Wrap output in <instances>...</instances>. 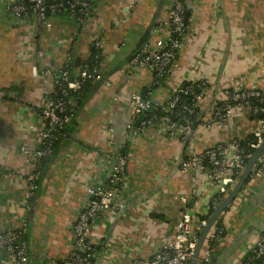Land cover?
I'll list each match as a JSON object with an SVG mask.
<instances>
[{
  "label": "crops",
  "instance_id": "1",
  "mask_svg": "<svg viewBox=\"0 0 264 264\" xmlns=\"http://www.w3.org/2000/svg\"><path fill=\"white\" fill-rule=\"evenodd\" d=\"M94 4L95 15L83 26L57 17L48 28L34 30L32 21L15 20L0 3V228L27 223L26 264H52L65 258L77 210L89 197V188L103 187L100 178L116 155L109 154L116 150L127 158L121 191L124 206L96 222L97 254L85 264H138L150 258L170 240L183 212L200 217L209 213L204 195L212 192L211 184L204 173H196L197 196L188 199L191 176L179 171L180 161L233 138L244 140L255 127L254 120L242 115L234 116L223 130L207 132L201 122L213 99H223L236 82L264 91V0H186L182 47L158 80L143 71L129 78L122 68L152 21L162 20V9L170 0H96ZM166 34L163 29L151 38ZM95 39L103 44L101 69L112 85L96 84L58 142L30 201L20 179L27 167L19 150L36 148L41 124L37 106L43 93L54 89L53 79L41 75L42 70L67 55L73 62L83 60ZM200 77L217 92L211 90L204 98L191 135L176 141L150 134L129 136L125 103L131 92L145 90V97L162 101L175 86ZM92 153L100 159L91 162ZM252 189L246 201H234L227 208L226 239L210 264H247L249 248L264 229V176ZM0 264H9V259L0 254ZM249 264H264V258Z\"/></svg>",
  "mask_w": 264,
  "mask_h": 264
},
{
  "label": "built area",
  "instance_id": "2",
  "mask_svg": "<svg viewBox=\"0 0 264 264\" xmlns=\"http://www.w3.org/2000/svg\"><path fill=\"white\" fill-rule=\"evenodd\" d=\"M95 2L96 0H0L5 10L15 20L32 21L34 30L48 28L50 21L61 15L65 7L70 19L77 26H83L95 15ZM185 2L186 0H170L169 6L163 7L164 16L162 20H157L158 23L152 32L154 34L166 29L167 34L164 37H152L131 56L123 66V72L132 77L134 72L143 71L151 74L155 80L161 79L166 74L178 50L182 47L181 41L187 32L184 21ZM92 48L98 50L103 57V44L100 40L95 39ZM40 55L43 56V53ZM86 57L80 60L78 68L74 66L75 70L72 73L69 65L71 63L74 65V62L67 55L59 63L43 69L41 75L53 79V87H58L61 95L66 94V90L62 88L63 83L72 91L77 90L83 82L88 80L100 82L102 87L109 88L112 85L110 77H104L102 69L95 67L90 69L84 62ZM32 70L34 72L35 67ZM73 73L76 75L74 80L70 79ZM34 74L37 75L36 72ZM211 90L217 92L208 80L200 77L175 86L162 101L155 102L139 93L131 92L125 103L130 115L126 128L131 138L150 134L163 136L169 141H176L178 137L183 139L191 134L194 126L191 121L182 122L180 119L189 111V107L181 102V97H191L193 107L199 109ZM53 91L43 93L41 103L37 106L36 112L41 119V124L36 134V148L22 147L19 150L23 163L27 167L20 174V179L24 183L30 201L35 197L41 180L40 162L52 155L51 145L71 121L72 115L67 110V105L53 98ZM155 107H160L163 114H157ZM209 109L207 118L201 122L202 128L207 132L225 129L236 115L254 118L255 127L250 133L251 140L244 148L246 151L240 146V142L245 139L233 138L204 148L202 151L189 153L180 161L179 171L191 176L192 186L187 195L188 199L197 196L194 188L196 173H204L211 184L212 192L204 195V198L208 200L209 213L200 217L190 215L187 211L183 212L175 224L170 240L164 241L155 254L148 259L140 260L138 264H189L208 218L234 188L247 162L264 142V91L247 88L241 82H236L235 86L226 91L223 99L214 98ZM135 123H137L136 126ZM95 158L96 155L92 153L91 162ZM112 159L114 164L107 187H92L87 190V195H92L93 198L86 199L77 210L76 218L71 225V245L68 253L65 258L53 261L52 264H85L94 258L98 247L94 235L96 222L103 219L101 218L103 214L123 209L121 191L127 158L124 154H116ZM261 176H264V149L254 162L247 181L234 201L240 203L244 200L256 179ZM187 198H181L182 202L187 203ZM227 214L229 211L226 209L207 231L196 264H208L217 247L225 241ZM27 232L26 222L17 227L0 228V254L9 259V264L27 263ZM263 258L264 229L257 233L249 248L246 261Z\"/></svg>",
  "mask_w": 264,
  "mask_h": 264
},
{
  "label": "trees",
  "instance_id": "3",
  "mask_svg": "<svg viewBox=\"0 0 264 264\" xmlns=\"http://www.w3.org/2000/svg\"><path fill=\"white\" fill-rule=\"evenodd\" d=\"M63 11L64 12L57 17H63V18L66 17V18L70 19V16L68 15V12L66 11V7L63 8ZM84 62L90 69H92L94 67L101 69V63L103 62V58H102V56H100V52L98 50L92 48L91 51L89 52V54L87 55L86 59L84 60ZM83 63H81V65H83ZM76 68H78V67H76ZM69 69L71 70V73L75 70V67L72 63H71V65H69ZM102 75L104 76L103 73H102ZM70 79H73V80L76 79V75L74 73L71 74ZM96 84H98V82H93V81L88 80V81L83 82L77 90L72 91L66 87L65 83H63L62 88L66 90L65 95L60 94V92H59L60 90L58 87L54 88V91L52 94L53 98L63 101L67 105V110L69 111V113H71L72 116H71L70 123L67 126H65V128L62 130V134L59 135L58 139L55 142H53V144L51 145L52 155H53L55 148H56L58 142L60 141V139L64 135H66L67 130L70 128V126L73 122V119L76 116L78 110L84 105V103L89 98V96H91L93 89L96 87ZM181 102L183 104H186L189 107V111H187L184 115H182V118H180L181 121L182 122H186V121L190 122L191 121L193 126L198 124V121H199L198 117L200 116L199 115L200 113L198 112V109L193 107V102L191 100V97L182 96ZM161 111L162 110L160 107H155V112L157 114H159V115L163 114ZM249 140H251L250 135L247 138H245V140L243 142H240V146L244 149L246 146V143ZM52 155L49 158L42 160L40 162V167H41L40 177L41 178L43 176L44 168L47 165V163L49 162V160L52 158ZM38 190H39V187L37 188V190L35 192V197L37 195ZM35 197L33 198V200L35 199ZM26 238H27V235H26ZM247 261H248V259H247ZM251 262H253V261L250 260L246 263L249 264Z\"/></svg>",
  "mask_w": 264,
  "mask_h": 264
},
{
  "label": "water",
  "instance_id": "4",
  "mask_svg": "<svg viewBox=\"0 0 264 264\" xmlns=\"http://www.w3.org/2000/svg\"><path fill=\"white\" fill-rule=\"evenodd\" d=\"M161 7H162V5L160 6V8ZM186 19H187V13L185 12L184 13V21L185 22H186ZM155 25H156V22H155V20H153L150 28L146 31V33L144 34L143 38H141V40L139 41V43L136 45L135 49L129 54V56L125 60L123 66L128 62V60L131 58V56L133 54H135L140 48H142L151 39V36L153 35L152 34V31H153ZM79 62H80V59L79 58H76L75 61H74V66L77 67L79 65ZM128 77H129V75H128ZM140 94L142 96H144L145 90H141ZM257 117H260V115H257ZM172 119L174 120L173 117H172ZM249 119L250 120H254L253 117H250ZM136 125H137V123H135V126ZM189 135H191V134H189ZM129 136L131 137L130 133H129ZM263 149H264V142L261 145V147L258 150H256V152L253 154L252 158L247 162V164H246V166H245V168H244V170H243L240 178L238 179L237 183L235 184L234 188L229 192V194L223 199V201L219 204V206L216 208V210L208 218L207 224H206V226L204 227V229L202 230V232H201V234L199 236L198 243H197V246H196L194 255H193L192 259L190 260L189 264H196L197 263V257H198V254L200 252V249H201V246H202V242H203V240H204V238L206 236L207 231L209 230V228L211 227V225L214 223L215 219L222 212H224L230 206V204L232 202H234V199L236 198L237 194L239 193V191L241 190L242 186L247 181L249 172H250V170H251L254 162L256 161L257 157L260 155V153L262 152ZM92 151L95 152L96 150L93 149ZM118 153L119 152L116 150L114 153H110V154L108 153V154L114 156L115 154H118ZM103 154H105V152H103ZM98 159H100V158H99L98 155H96V158L93 161H95V160L97 161ZM104 160H105V156L102 159V161L104 162ZM110 160L112 161L111 164L108 166L107 170L104 172V176L102 175L101 178H100V181H101L100 182L101 183L100 185L103 186L102 188L107 187V184H108V181H109L110 171H111V168H112V166L114 164V160L113 159H109V161ZM252 192H253V189H251L250 193H252ZM92 198H93V196L90 195L87 198V200H91ZM247 198H248V195L239 204H241L242 202L246 201ZM260 261H261V259H257V262H260ZM210 262L208 264H210Z\"/></svg>",
  "mask_w": 264,
  "mask_h": 264
}]
</instances>
